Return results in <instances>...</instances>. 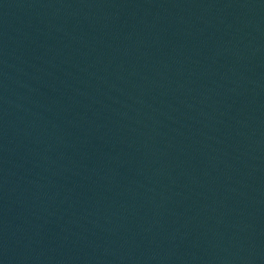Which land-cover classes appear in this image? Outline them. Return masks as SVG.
I'll return each instance as SVG.
<instances>
[{
  "label": "water",
  "instance_id": "obj_1",
  "mask_svg": "<svg viewBox=\"0 0 264 264\" xmlns=\"http://www.w3.org/2000/svg\"><path fill=\"white\" fill-rule=\"evenodd\" d=\"M0 264H264V0H0Z\"/></svg>",
  "mask_w": 264,
  "mask_h": 264
}]
</instances>
